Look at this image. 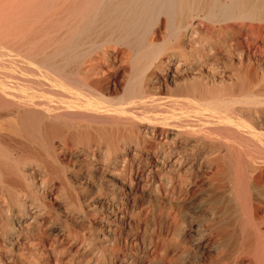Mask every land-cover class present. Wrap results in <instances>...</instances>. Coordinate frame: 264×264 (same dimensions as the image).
<instances>
[{
    "label": "bare ground",
    "instance_id": "obj_1",
    "mask_svg": "<svg viewBox=\"0 0 264 264\" xmlns=\"http://www.w3.org/2000/svg\"><path fill=\"white\" fill-rule=\"evenodd\" d=\"M75 157L90 167H74ZM224 157L263 193L264 0H0V207H18L16 221L10 213L0 226V264L58 261L45 220L24 223L31 205L20 191L70 194L73 179L97 187L113 174L125 223L145 182L188 188L187 176L202 169L231 179ZM250 211L239 230L214 220L217 263L259 264L264 202ZM32 229L40 238L28 236Z\"/></svg>",
    "mask_w": 264,
    "mask_h": 264
},
{
    "label": "rangeland",
    "instance_id": "obj_2",
    "mask_svg": "<svg viewBox=\"0 0 264 264\" xmlns=\"http://www.w3.org/2000/svg\"><path fill=\"white\" fill-rule=\"evenodd\" d=\"M201 27L203 28L202 25ZM203 29L213 38L219 35L221 37L223 34L222 32H211L210 29ZM126 71L128 73L127 67L119 71L118 76L123 77V80L128 75ZM47 160L50 161V158ZM88 162V160L75 157L71 164L74 167L89 168ZM219 162L224 169L227 168L228 171H231V179L227 178L225 173L215 174L210 178L209 171L202 169L194 176H187L184 173V176L190 177L191 183L188 188L176 184L171 191L165 184L158 191H155L156 180L152 181L150 185L145 182L143 188L136 191L134 200L132 199L128 204L132 209L131 212H133L132 215L128 216L125 223H122L123 220L118 216L116 217V215L121 216L123 212L124 207L121 206L124 204L125 195H123V189L118 185L112 186L113 182L119 183L113 174H106L104 177L106 181L103 182L102 186L97 187H95L96 185L91 186L92 183L88 188L83 187L77 183V180L75 182L73 179V190L71 189L70 194L58 190L60 194L58 191L52 194L42 192L43 196L40 191L37 194L38 191L35 193L36 190L28 188L29 191L19 192L26 203L31 205L24 218L27 221L24 223L33 219L45 220V238L49 241L57 240V245H59L54 254V258L58 260L55 264H115L113 261L121 262L120 264H147L148 261H151L150 264H156L155 260L158 257L173 259L171 264H220L217 262L221 260L223 245L214 248L215 241L220 237V232L214 230L216 229L213 226L214 220L221 216L226 223L230 224L228 230H239V222L244 217L246 219L248 214L252 212L250 207L263 205L264 191L261 195H257L256 192L254 194V191L252 190V192L249 188V183H246L247 181L238 179L236 175V170L239 169L237 163H231L227 157L222 158ZM61 163L63 164L62 161L59 162L60 165ZM135 163H133V167H135ZM59 164H54L53 167L58 168ZM121 164L122 162L119 161L118 168ZM214 169L215 167L212 165L211 170ZM164 173L170 175V172L165 170ZM123 176L127 179L126 174ZM51 177L52 181L55 178L56 183L62 178L60 176V179L56 180L58 177ZM231 183L235 186H232ZM74 189L76 193L73 192ZM25 192L27 193L25 194ZM42 202L43 205L49 202L50 207H42ZM211 207H216V209ZM11 209L12 211L10 207H0V226L9 221L11 215V219L16 221L18 207H11ZM233 209H237L238 214H235ZM96 212L106 219L101 223L97 221ZM174 214L175 217H173ZM262 222L263 226L260 225V230L254 233V249L256 250L254 253L258 254L259 264H264V221ZM102 224L105 226L101 227ZM38 226L41 227L40 223ZM97 226H100L101 229ZM108 226L111 227L109 231ZM36 230L32 229L31 233L29 231L28 236L40 238L41 234ZM113 233H116V237ZM200 240H202L201 243H206L207 247H199ZM118 245L121 247H117ZM21 264H29V262L24 259Z\"/></svg>",
    "mask_w": 264,
    "mask_h": 264
}]
</instances>
